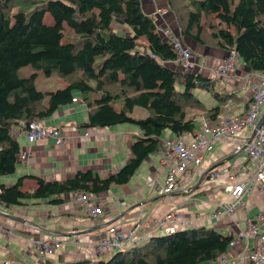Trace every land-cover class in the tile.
I'll list each match as a JSON object with an SVG mask.
<instances>
[{
	"label": "trees",
	"instance_id": "1",
	"mask_svg": "<svg viewBox=\"0 0 264 264\" xmlns=\"http://www.w3.org/2000/svg\"><path fill=\"white\" fill-rule=\"evenodd\" d=\"M167 5L182 36L225 52L234 49L248 71L264 73V0H167ZM46 14L51 24L44 23ZM174 58L140 0H0V178L13 174L20 153L12 133L30 120L51 117L71 103L73 92L87 112L80 128L127 124L140 131L116 172L100 177L77 171L61 181L32 177L31 191L23 190L24 177L10 187L0 183V206L39 201L59 206L76 192L98 196L127 184L156 153L164 130L192 134L198 124L188 115L202 109L192 90L205 82L177 69ZM39 73L55 74L65 86L40 91L34 85ZM135 108L145 116L133 117ZM220 113L217 106L207 116ZM231 239L196 227L152 237L125 253L72 264H210L228 251Z\"/></svg>",
	"mask_w": 264,
	"mask_h": 264
},
{
	"label": "crops",
	"instance_id": "2",
	"mask_svg": "<svg viewBox=\"0 0 264 264\" xmlns=\"http://www.w3.org/2000/svg\"><path fill=\"white\" fill-rule=\"evenodd\" d=\"M140 3L143 12L153 17L157 27H169L183 45L190 49L195 63L191 73L199 75L204 80L202 83L205 82L192 90L193 97L202 109H192L188 117L194 118L199 124L200 116L214 122L228 113L244 114L250 99L246 84L231 79L221 81L213 75L214 68L226 52L219 48L199 45L182 36L167 0H140ZM117 29L120 32L123 27ZM124 34L130 36L128 31ZM246 71L248 69L243 66V72ZM239 74L242 75V72ZM58 80L59 89L63 88L65 83L60 78ZM177 89L181 90V87ZM73 96L77 103L71 102L62 106L51 117L44 119L49 128H63L66 144L60 148L56 147L50 138L29 144L22 130H15L12 136L16 139L20 151L27 152L28 156L26 163L17 160L13 174L0 178L1 184L10 187L24 177L23 190L31 191L35 186L32 177L61 181L71 178L77 171L85 170L105 177L116 172L126 162L130 157V145L135 137L140 135L139 129L133 125L120 124L109 128L88 129L89 135L83 137L84 129L79 125L87 119L86 107L78 93L73 92ZM217 106L221 108L219 116L208 117V112ZM263 112L264 104L260 107L259 117ZM143 115L145 116V111L140 108H135L132 112L133 117L142 118ZM163 134H166L164 140L176 137L165 131L160 140ZM245 134L250 136L251 132L247 131ZM184 138L190 141L192 135L185 134ZM251 167L244 151L234 153L230 144L219 142L213 144L203 155L201 165L189 179L190 188L186 193L162 195L159 189L146 185L147 177L157 178L162 183L167 169L154 153L141 163L127 184L113 186L97 196L101 199L102 209L96 217L88 215L86 207L73 200V194L66 195L65 202L59 206L44 201L12 208L0 206V224L9 231L0 232V264L5 260L37 264L34 242L50 235L63 241L58 254L49 258L50 264L97 261L103 256L94 255L92 244L101 237L108 225L126 232L135 223L138 224L135 237L137 243L126 244L127 250H131L145 245L152 237H160L161 233L154 221L171 209L181 212L184 216L185 224L179 227V231L205 227L233 238L236 232L244 227L247 217H254L264 209V188L259 191L256 187L244 197L242 206L235 208L231 213H227L225 209V204L230 200L226 187L243 180L240 176L242 171H249ZM221 168H229L233 177L230 179L220 175L214 182L207 180V171H220ZM252 244L253 242L249 241L247 245L241 243L229 247L227 252L231 261L228 264H246L248 261L245 258L239 259L246 255Z\"/></svg>",
	"mask_w": 264,
	"mask_h": 264
},
{
	"label": "built area",
	"instance_id": "3",
	"mask_svg": "<svg viewBox=\"0 0 264 264\" xmlns=\"http://www.w3.org/2000/svg\"><path fill=\"white\" fill-rule=\"evenodd\" d=\"M157 31L175 55L172 64L181 72H191L195 63L190 49L183 45L169 27H157ZM239 72H242V75ZM213 75L221 81L231 79L243 81L246 84L250 91L247 110L242 115L228 113L222 118H217L214 122L200 116L199 124L191 134L190 141H186L184 135L161 141L156 154L160 161L167 166L163 182L160 183L157 178L147 177L146 185L152 189H159L162 195L188 192L189 179L194 170L201 165L205 152L213 144L226 142L231 145L234 153L244 151L252 165L249 171H242L240 176L243 177V180L226 187L230 200L225 204V209L227 213H231L235 208L243 205L244 197L251 193L253 187L258 188L259 191L264 188V124L256 128L260 107L264 104V73L243 72L238 54L234 49H231L214 68ZM71 102L77 103V99L72 98ZM247 131H250L251 134L253 131L255 132L251 140H249L251 135L245 134ZM22 133L29 144L48 138L53 139L56 147L60 148L66 144L63 128H49L45 125L44 119L30 120L24 126ZM82 135L87 137L88 129H84ZM27 156V152L20 151L17 160L26 163ZM220 175H225L230 179L233 177L230 175L229 168H221L220 171L213 169L206 173L207 180L212 182L217 180ZM72 197L76 203L86 207L88 215L96 217L100 214L102 205L99 197L84 192L73 193ZM154 223L161 233L160 236H170L179 231V227L185 224V220L181 212L171 209L155 219ZM31 227L35 229L34 226ZM137 230L138 224L136 223L126 232H121L115 226L108 225L101 237L92 244L94 255L101 257L105 254L129 251L126 244L135 245L137 243L135 239ZM0 232L9 233L1 224ZM249 241L253 242L250 250L239 260L245 258L249 264H264V209L254 217L245 219L244 227L236 232L229 242L228 248L241 243L247 245ZM75 242L77 241L75 240ZM34 244L37 251L36 263L45 264L50 257L55 256L62 249L63 241L50 235L35 241ZM230 261L228 252H225L210 264H228ZM3 264L24 263L5 260Z\"/></svg>",
	"mask_w": 264,
	"mask_h": 264
},
{
	"label": "rangeland",
	"instance_id": "4",
	"mask_svg": "<svg viewBox=\"0 0 264 264\" xmlns=\"http://www.w3.org/2000/svg\"><path fill=\"white\" fill-rule=\"evenodd\" d=\"M44 23L46 24L52 23V19L47 14L44 16ZM59 81L60 80H58V77L55 74L51 75L50 77H46L43 74L39 73V75L34 80V85L36 86V89L38 90L51 91V90L59 89L58 87ZM165 131L169 132L168 130H164L163 132ZM163 135L164 136H162V139H161L162 141L166 137V134H163ZM176 174H178L177 171H176ZM246 264H249V262H247Z\"/></svg>",
	"mask_w": 264,
	"mask_h": 264
},
{
	"label": "water",
	"instance_id": "5",
	"mask_svg": "<svg viewBox=\"0 0 264 264\" xmlns=\"http://www.w3.org/2000/svg\"><path fill=\"white\" fill-rule=\"evenodd\" d=\"M264 124V112H263V114L259 117V119H258V121H257V124H256V128H259L260 126H262ZM254 131L252 132V134H251V136H250V138H249V140H251V138L253 137V135H254ZM10 218H13V217H11L10 216ZM16 220H19V221H25V219H17L16 218Z\"/></svg>",
	"mask_w": 264,
	"mask_h": 264
},
{
	"label": "bare ground",
	"instance_id": "6",
	"mask_svg": "<svg viewBox=\"0 0 264 264\" xmlns=\"http://www.w3.org/2000/svg\"><path fill=\"white\" fill-rule=\"evenodd\" d=\"M191 182V181H190ZM73 198V197H72ZM194 215V214H193ZM131 225V224H130Z\"/></svg>",
	"mask_w": 264,
	"mask_h": 264
}]
</instances>
